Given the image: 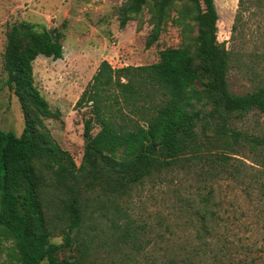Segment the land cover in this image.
<instances>
[{
	"label": "trees",
	"instance_id": "1",
	"mask_svg": "<svg viewBox=\"0 0 264 264\" xmlns=\"http://www.w3.org/2000/svg\"><path fill=\"white\" fill-rule=\"evenodd\" d=\"M255 6L264 11V0H237L228 46L217 37L214 0H125L117 6L120 27L134 19L141 27L147 13L146 47L168 24L178 28L180 43L161 49L149 64L113 67L100 61L76 101L89 107L78 164L47 128L45 120L59 111L34 82L38 55L62 56L61 32L28 20L6 27L4 85L20 104L24 128L19 136L0 130V237L12 241L0 264H79L60 253L69 247L70 232L82 219V196L89 192L124 196L153 176L179 169L195 170L210 186L221 176L246 174L248 166L264 174V134L235 125L250 111L264 113V78L241 93L228 83L230 70L245 56L264 61V48L257 50V35L249 31ZM260 38L264 47V32ZM251 43L255 49L246 51ZM244 149L250 163L236 158ZM51 193L71 220L59 243L51 241Z\"/></svg>",
	"mask_w": 264,
	"mask_h": 264
},
{
	"label": "rangeland",
	"instance_id": "2",
	"mask_svg": "<svg viewBox=\"0 0 264 264\" xmlns=\"http://www.w3.org/2000/svg\"><path fill=\"white\" fill-rule=\"evenodd\" d=\"M123 1L0 0V130L19 136L24 128L20 104L4 85L1 50L6 27L20 20L58 27L62 56L38 55L34 82L50 108L59 111L58 117L45 120L51 135L76 164L80 162L89 107H77L76 101L100 61L106 59L113 67L149 64L159 59L161 49L180 43L178 28L168 24L156 43L146 47L147 13L142 12L141 27L135 19L120 27L116 7ZM214 2L217 37L228 46L237 0ZM253 8L249 31L257 35L261 51L264 11ZM253 49L251 43L246 51ZM263 78L264 61L245 56L240 67L230 70L228 83L232 91L241 93ZM235 125L263 135L264 113L250 111ZM243 152L236 158L250 163L247 149ZM194 171L153 176L120 197L97 191L84 194L82 219L70 232L69 247L60 257L76 258L79 264H264V174L248 166L246 174L221 176L210 186L209 179L200 180ZM50 195L51 241L59 243L71 220L63 203ZM11 246V240L0 237V260Z\"/></svg>",
	"mask_w": 264,
	"mask_h": 264
},
{
	"label": "water",
	"instance_id": "3",
	"mask_svg": "<svg viewBox=\"0 0 264 264\" xmlns=\"http://www.w3.org/2000/svg\"><path fill=\"white\" fill-rule=\"evenodd\" d=\"M51 36H52V38H54V33L53 32H51Z\"/></svg>",
	"mask_w": 264,
	"mask_h": 264
}]
</instances>
